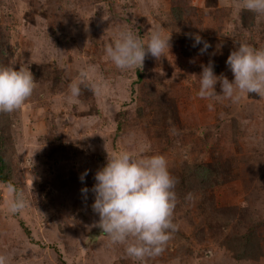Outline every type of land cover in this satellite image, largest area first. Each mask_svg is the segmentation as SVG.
Segmentation results:
<instances>
[{
    "label": "rangeland",
    "instance_id": "rangeland-1",
    "mask_svg": "<svg viewBox=\"0 0 264 264\" xmlns=\"http://www.w3.org/2000/svg\"><path fill=\"white\" fill-rule=\"evenodd\" d=\"M125 29L145 44L158 31L170 49L122 71L104 49ZM196 35L210 45L203 53ZM234 41L264 49V16L237 0H0V67L29 66L36 80L20 109L0 113V255L8 264H139L92 227L105 145L162 155L177 181L178 230L145 264H264V99L197 95L210 61L234 80L226 64ZM82 69L101 93L82 88L69 103L68 84ZM9 184L26 202L15 214ZM249 236L258 256L238 258Z\"/></svg>",
    "mask_w": 264,
    "mask_h": 264
},
{
    "label": "clouds",
    "instance_id": "clouds-1",
    "mask_svg": "<svg viewBox=\"0 0 264 264\" xmlns=\"http://www.w3.org/2000/svg\"><path fill=\"white\" fill-rule=\"evenodd\" d=\"M237 7L257 18L264 16V0H237ZM170 39L152 31L145 44L130 29L121 30L113 42L105 46V57L122 71L142 67L148 55L156 59L165 56V50L170 49ZM194 40L193 46L203 43L202 53L210 47L199 35ZM234 43L237 47L226 61L234 80L230 81L223 74L217 76L211 61L202 65L197 93L200 98L235 103L246 94H255L264 99V49L243 42ZM88 71L82 69L79 77L68 84L69 103L81 95L82 88L100 95L101 86L90 81ZM218 83L220 93L216 91ZM35 88L36 80L29 66L21 65L18 69L0 67V113L20 109ZM105 149L107 162L95 173V184L91 189L95 197L91 207L99 216L92 227L101 229L110 244L124 245L127 256L133 261L145 264L148 258L157 257L164 251L171 234L178 230L174 223L177 181L162 155L142 156L129 151L114 153L106 145ZM140 151L142 153L143 149ZM87 175L88 170L81 174L80 180ZM8 192L14 194L8 202L9 212L22 211L26 207L23 193H17L11 184ZM81 192L86 198L89 189L82 188ZM0 264H8V257L0 255Z\"/></svg>",
    "mask_w": 264,
    "mask_h": 264
},
{
    "label": "trees",
    "instance_id": "trees-1",
    "mask_svg": "<svg viewBox=\"0 0 264 264\" xmlns=\"http://www.w3.org/2000/svg\"><path fill=\"white\" fill-rule=\"evenodd\" d=\"M212 172H213V170H207V174H208V177H210V175L212 174ZM3 182H6L7 181V177L6 176H2L1 178H0ZM26 232H28V230L26 229ZM232 242L231 241H229V244H228V246L230 247V249H233V247H232V244H231ZM252 238H251V236H249V238L248 237H246L245 238V242H244V246L242 245V247H241V253L239 254V255H236L238 258L239 257H242V258H255V257H257L258 255H256V253H253V252H250V250H251V245H252Z\"/></svg>",
    "mask_w": 264,
    "mask_h": 264
}]
</instances>
